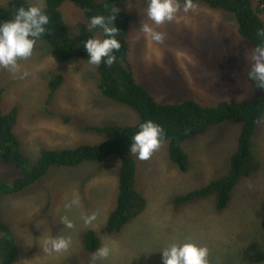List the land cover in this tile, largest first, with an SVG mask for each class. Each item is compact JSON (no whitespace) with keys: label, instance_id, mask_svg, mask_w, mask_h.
<instances>
[{"label":"rangeland","instance_id":"rangeland-1","mask_svg":"<svg viewBox=\"0 0 264 264\" xmlns=\"http://www.w3.org/2000/svg\"><path fill=\"white\" fill-rule=\"evenodd\" d=\"M9 1L0 0V6ZM28 1L43 8L46 4V0ZM260 1L253 0L255 9L263 8ZM195 5L196 9L187 13L180 5L176 18L159 26L146 18L147 0H127L119 5L134 18L126 44L138 83L162 105L191 100L215 107L262 99V92L247 77L259 53L239 34L236 18L202 3ZM61 13L68 35L76 40L79 24L89 22L71 2L61 7ZM261 17L264 20V13ZM144 23L164 33L162 43L141 31ZM96 37L102 39L99 34ZM18 64L16 69H0V107L3 113L18 109L15 135L27 158L37 159L41 149H74L110 139L104 133L86 130L89 127L139 123L133 109L102 95L97 66L84 59L59 62L47 43L36 41L32 55ZM57 75H62L64 82L48 104V85ZM240 129L239 124L224 123L184 143L189 155V169L184 172L171 162L167 142L147 160L132 153L138 189L147 205L117 235L106 231L118 198L121 163L117 156L54 168L23 192L3 196L1 218L14 230L20 250L14 264H162V251L171 243L184 242L206 246L209 264H264V118L253 138L260 164L239 185L230 210L216 214L214 197L184 210L174 208L176 197L228 173ZM3 168L4 178L17 176L13 167L0 162ZM73 199L78 205L66 208ZM93 213L96 218L85 225L83 217ZM65 216L72 221L71 229L61 223ZM87 229L97 232L101 246H109L108 258L93 262V255L85 252L81 234ZM57 235L71 240L68 250L44 252V240Z\"/></svg>","mask_w":264,"mask_h":264},{"label":"trees","instance_id":"trees-1","mask_svg":"<svg viewBox=\"0 0 264 264\" xmlns=\"http://www.w3.org/2000/svg\"><path fill=\"white\" fill-rule=\"evenodd\" d=\"M127 0H46L42 10L49 16L48 31L37 41L45 42L59 62H69L75 58L88 61V54L83 44L87 39L99 34L97 30H88L85 23L79 24V35L72 39L68 33L61 7L71 2L76 5L89 22L93 15H103L106 18L114 15L112 23L119 30L115 37L121 43V49L114 53L117 61L107 67L103 61L97 66L100 77L99 90L102 95L118 104L133 109L139 123L135 126H107L89 127L88 131H98L110 137L102 144L89 146L81 145L74 149H41L39 157L27 158L20 152V143L15 135L18 122V109L12 108L3 113L0 107V162L15 169L17 176L6 179L2 176L5 168L0 169V199L3 196H13L21 193L35 183L44 179L54 168L77 167L90 162H103L117 156L121 163L118 176V198L114 209L109 214L106 231L117 235L129 226L146 208V200L138 189L136 163L133 159L131 147L132 136L139 130V125L152 120L160 125L164 132L163 142L168 143L171 162L181 171L189 169V155L183 149V144L189 140L205 135L211 128L224 123L239 124L241 126L237 150L231 157L230 170L222 177L212 180L204 187L180 195L174 199V208L184 210L194 204L215 198L214 211L224 215L234 205L237 189L242 181L253 174L260 161L253 147L259 123L264 118V88L259 87V81L247 75L251 85L263 94L260 100H243L236 103H221L215 107L202 106L195 101H184L162 105L142 85L132 72L126 40L133 16L119 9V5ZM183 5L184 0H179ZM202 3L211 10L222 11L233 15L238 24V32L251 46L256 48L264 44V37L257 35L259 29H264V0L260 1L262 9L254 8L253 0H193ZM31 4L28 0H10L6 6H0V20L7 22L14 11ZM64 82L62 75L50 80L49 104L55 92ZM2 90H0V99ZM234 195V197H233ZM81 243L85 252L94 254L101 247V240L95 230L87 229L81 234ZM19 245L14 230L1 218L0 206V264H14L19 257ZM213 255H211V258Z\"/></svg>","mask_w":264,"mask_h":264},{"label":"clouds","instance_id":"clouds-1","mask_svg":"<svg viewBox=\"0 0 264 264\" xmlns=\"http://www.w3.org/2000/svg\"><path fill=\"white\" fill-rule=\"evenodd\" d=\"M42 8V4L21 6L14 11L10 20L0 23V69H16L19 67L18 61L32 55L36 41L48 31L47 26L50 22L49 16ZM195 9L193 0H184L185 13ZM180 10L179 0H147L145 15L148 21L159 26L172 22ZM114 18V15L107 18L103 15H93L89 18L88 30L97 29L104 37L100 39L92 36L83 44L89 64L99 66L103 61L105 66L111 67L117 61L114 53L121 49V43L115 38L119 30L112 23ZM141 31L156 43H162L164 40V33L156 31L148 23L142 25ZM257 35L264 37V29H259ZM256 51L259 55L254 57L256 63L251 76L255 81H259V87L264 88V44L258 46ZM163 139L162 127L152 120H147L139 125V130L132 136L131 152L137 159L147 160L160 148ZM78 203L77 199H73L65 207ZM95 218V213L83 217L85 225L90 224ZM61 223L66 228L73 227L72 221L66 216L61 217ZM70 245V239L59 235L52 236L44 240L43 251L60 253L68 250ZM110 252L108 245H102L93 254V262L108 258ZM208 255L209 250L206 246H198L192 242L171 243L162 251V264H209Z\"/></svg>","mask_w":264,"mask_h":264},{"label":"bare ground","instance_id":"bare-ground-1","mask_svg":"<svg viewBox=\"0 0 264 264\" xmlns=\"http://www.w3.org/2000/svg\"><path fill=\"white\" fill-rule=\"evenodd\" d=\"M213 237V236H212ZM207 240V239H206ZM203 244V243H202ZM204 245V244H203Z\"/></svg>","mask_w":264,"mask_h":264}]
</instances>
